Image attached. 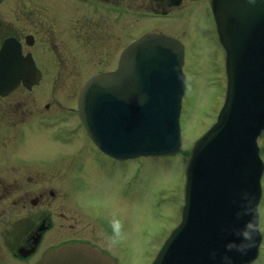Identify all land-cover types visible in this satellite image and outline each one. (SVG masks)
<instances>
[{"label":"water","instance_id":"1","mask_svg":"<svg viewBox=\"0 0 264 264\" xmlns=\"http://www.w3.org/2000/svg\"><path fill=\"white\" fill-rule=\"evenodd\" d=\"M211 5L226 50V99L216 123L192 149L182 222L153 264H252L259 255L261 233L246 254L238 248L262 196L264 0ZM10 51L6 44L0 58ZM15 64L16 70L0 71V95L16 88L19 75L39 73L32 61ZM183 64L179 41L149 34L131 46L117 72L91 81L81 94L80 114L95 143L123 158L181 152ZM39 264L116 263L95 247L68 243L48 251Z\"/></svg>","mask_w":264,"mask_h":264},{"label":"flooded vegetation","instance_id":"2","mask_svg":"<svg viewBox=\"0 0 264 264\" xmlns=\"http://www.w3.org/2000/svg\"><path fill=\"white\" fill-rule=\"evenodd\" d=\"M176 1L0 0V47L4 39L16 38L24 55H37L41 63L45 59V82L65 83L61 96L21 86L0 97V141L11 134L13 150L29 136L40 135L45 141L41 104L51 99L44 105L47 109L70 106L76 91L70 83L113 68L131 42V27L132 41L147 32H161L162 21L170 20L179 7L189 9L202 0H183L178 7L173 6ZM37 34L42 35V54L34 50ZM30 35L35 36L32 46ZM51 140L49 145L59 147L57 153L21 149L7 161L0 158V167H12L9 177L0 176V264H36L48 249L66 241L90 242L111 253L119 248L115 238L123 235V219H109L107 205L88 200L102 178L97 165L119 170L127 184L128 169L88 153L86 145L72 138Z\"/></svg>","mask_w":264,"mask_h":264},{"label":"rangeland","instance_id":"3","mask_svg":"<svg viewBox=\"0 0 264 264\" xmlns=\"http://www.w3.org/2000/svg\"><path fill=\"white\" fill-rule=\"evenodd\" d=\"M197 4L201 6L202 2ZM190 9H180L173 19L162 21L163 32L178 38L186 47L183 72L187 90L181 115L183 152L174 157H143L127 161L128 184L119 170L111 171L107 166L103 169L96 166L102 178H98L97 190L89 196L88 202L92 205H107L109 219L124 221L123 235L115 238V244L119 248L115 246L114 250L111 249L117 255V264H152L164 242L180 223L188 153L194 143L214 124L224 103L227 85L226 60L215 23L204 8L193 6ZM132 33L131 27V39ZM38 36L40 40L42 35ZM39 43L42 47V42ZM80 83L70 84L78 89ZM51 84L57 87L65 83ZM52 112L54 113L46 111L45 117H51ZM60 115L63 117L61 125L72 119V114ZM53 122L45 119V127ZM47 131L45 129V141L40 135L29 136L27 141L22 142L24 145L19 150L23 149L25 153H57L59 147L49 145L54 141ZM58 131L57 128L56 133ZM67 135L68 133H62L61 136L53 137L63 139ZM6 136L5 140L0 141V158L3 161L9 160L10 155L19 151L15 147L12 149L15 143L13 136ZM76 138L80 140L76 142L78 144L88 148L89 145L93 146L92 142L86 140L88 137L83 128L77 131ZM259 145L264 161V135ZM34 148L38 149L33 150ZM11 169L9 165H2L0 176L9 177ZM262 187L263 196L259 210L264 216V175ZM262 235L260 255L254 264H264V232Z\"/></svg>","mask_w":264,"mask_h":264},{"label":"clouds","instance_id":"4","mask_svg":"<svg viewBox=\"0 0 264 264\" xmlns=\"http://www.w3.org/2000/svg\"><path fill=\"white\" fill-rule=\"evenodd\" d=\"M264 232V216L260 213H254L251 220H249L242 230L243 239L240 242L238 250L243 254L247 253L248 248L254 246V235Z\"/></svg>","mask_w":264,"mask_h":264}]
</instances>
